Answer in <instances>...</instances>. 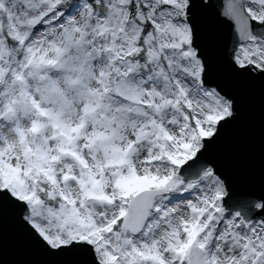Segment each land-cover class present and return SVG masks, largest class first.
I'll list each match as a JSON object with an SVG mask.
<instances>
[{"label": "snow or ice", "instance_id": "obj_1", "mask_svg": "<svg viewBox=\"0 0 264 264\" xmlns=\"http://www.w3.org/2000/svg\"><path fill=\"white\" fill-rule=\"evenodd\" d=\"M0 264H264V0H0Z\"/></svg>", "mask_w": 264, "mask_h": 264}]
</instances>
